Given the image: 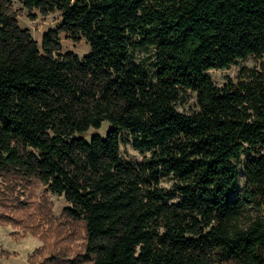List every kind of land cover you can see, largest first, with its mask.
Listing matches in <instances>:
<instances>
[{
    "label": "trees",
    "instance_id": "obj_1",
    "mask_svg": "<svg viewBox=\"0 0 264 264\" xmlns=\"http://www.w3.org/2000/svg\"><path fill=\"white\" fill-rule=\"evenodd\" d=\"M21 1L61 19L39 43L0 0V175L66 197L86 230L74 264H264V70L223 86L209 72L264 59V0ZM61 32L90 51H64ZM181 90L198 110L178 109ZM124 131L143 161L123 160Z\"/></svg>",
    "mask_w": 264,
    "mask_h": 264
},
{
    "label": "rangeland",
    "instance_id": "obj_2",
    "mask_svg": "<svg viewBox=\"0 0 264 264\" xmlns=\"http://www.w3.org/2000/svg\"><path fill=\"white\" fill-rule=\"evenodd\" d=\"M12 10L22 27H28L33 37L41 43L43 34L56 27L61 19V11L42 14L39 9L28 8L21 0H11ZM63 50H73L80 56L90 51V43L82 37L75 41L67 33L60 34ZM138 62L152 68L155 60L154 47L148 46L136 51ZM243 66L264 70V59L249 56L226 68L210 69V74L218 86H223L229 78L237 79ZM180 111L191 113L199 109L197 94L191 90H181L177 99ZM108 122L101 129L91 128L87 137L99 132L105 134ZM129 131L122 133V158L126 162L138 163L151 154L150 150L136 148L132 144ZM242 154V160L247 157ZM240 166V185L245 184L244 162ZM174 179L164 175L161 184L171 187ZM71 204L64 195L53 193L48 185L35 178L28 179L14 174L0 175V264H74L79 254L85 251L86 230L82 221L70 219L64 208ZM264 215V210L260 212ZM259 212L252 204H246L241 222L246 225ZM66 259H51V256ZM84 264V263H79Z\"/></svg>",
    "mask_w": 264,
    "mask_h": 264
}]
</instances>
